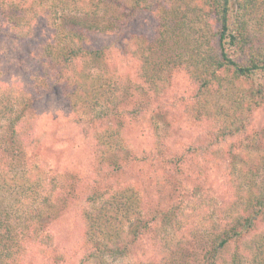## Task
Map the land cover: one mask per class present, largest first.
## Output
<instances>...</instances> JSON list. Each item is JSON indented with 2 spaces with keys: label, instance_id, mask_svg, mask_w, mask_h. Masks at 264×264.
Returning a JSON list of instances; mask_svg holds the SVG:
<instances>
[{
  "label": "trees",
  "instance_id": "16d2710c",
  "mask_svg": "<svg viewBox=\"0 0 264 264\" xmlns=\"http://www.w3.org/2000/svg\"><path fill=\"white\" fill-rule=\"evenodd\" d=\"M139 12L154 21L149 37L127 33ZM0 19L19 42H29L38 20L50 33L30 52L36 69L25 80L0 64V264H108L158 226L162 239L175 225L194 233L198 227L184 222L186 186L205 184L207 172L223 166L233 203L215 204L208 215L197 202L195 218L210 221V230L184 246V264H264V130L248 131L253 111L264 107V0H0ZM92 36L113 42L96 46ZM113 51L137 65L134 79L109 64ZM177 73L191 95L163 107ZM54 89L94 147L96 176L73 255L58 249L51 225L81 192L77 179L60 183L36 167L9 177L13 165L32 159L35 111ZM217 97L228 106L214 104ZM100 107L112 109L111 123ZM186 123L205 131L180 150L174 138ZM130 127L144 128L150 140L140 155ZM150 174L156 198L143 183Z\"/></svg>",
  "mask_w": 264,
  "mask_h": 264
},
{
  "label": "rangeland",
  "instance_id": "374dc122",
  "mask_svg": "<svg viewBox=\"0 0 264 264\" xmlns=\"http://www.w3.org/2000/svg\"><path fill=\"white\" fill-rule=\"evenodd\" d=\"M43 21L38 20L34 24L33 36L29 42H19L10 38V34L6 30V24L0 19V64L8 73L6 75L11 76L14 80L23 81L36 69V64L29 59V54L31 51L34 54L38 46L50 35ZM154 26V21L149 14L139 12L134 22L128 27L127 33L149 37ZM90 40L96 46L113 42L111 37L103 36H92ZM109 64H113L120 75L132 79L135 78L137 65L132 60L120 56L116 51H113ZM192 89L187 77L183 73H177L172 76L169 90L165 93L160 104L163 107L166 105L170 106V104L177 102L182 97L188 98L191 95ZM187 100L181 101V104L184 106ZM39 101L35 111L37 112V122L33 134V137L38 141V147L30 150L32 156L30 161L13 165L10 168L11 173L9 177L18 178L24 175L26 170L31 171V169L36 167L45 171L46 175L53 173H56L53 175H60V183L61 181H66L70 185L71 182H74L73 179L75 181L77 179L76 183L78 182L81 192L74 195V199L70 205L71 208H69L70 210L62 214L51 225V230L55 236V244L58 249L69 255H73L77 251V248L79 249L80 247L79 240L82 229L80 214L85 206L84 198L86 197L87 189L92 187V181L95 178V173H93V140L85 136L83 131L85 128L83 126L75 123L76 115L72 113L60 89H54ZM213 102L217 105L228 106L224 99L222 100L218 97ZM121 108L123 109V107ZM100 109L103 114H106L107 122L111 123L114 116L111 114L112 109H103V107H100ZM80 114L83 116L85 113L79 111ZM121 114L122 111L120 109L117 115ZM84 117L86 118L88 115H84ZM121 118L119 116L117 119L123 122L125 118ZM104 123L106 124L105 120ZM141 125L145 127L142 123ZM141 129L130 127L127 131L131 148L137 155H140L141 152L148 150L150 147V140L145 134L146 131L144 128ZM262 130H264V107L253 111L248 127L249 132H260ZM177 131H179L177 138L174 139L177 140L176 145L181 150L185 146L195 143L197 137L205 131V127L203 129L202 127L186 123L185 125L177 126ZM3 167L6 171L9 170L8 167ZM263 175L264 172L261 171L260 176L264 179ZM154 177V174H150L147 179L145 176L143 183L145 186L147 185V189L149 188L147 190L148 193H146L147 196L151 195L153 198H156L157 194L155 190L159 186L156 185V179ZM205 177V184L186 186L188 190L186 203L189 205L185 209L186 220L184 222L190 225L195 224L198 227H196L197 230L194 233L184 229L186 225H182L181 227L175 225L178 228L176 232L171 233V229L168 227L165 231L167 236L162 239V231L158 226L156 230L154 229L155 231L153 233L140 238L126 257L107 258V263L134 264L145 262L146 264H184L185 256L188 253V248H184V246H190L195 236L197 237L196 239L199 238L200 234L201 236H207L210 230V221H204L203 224H200L201 220L195 218V215H198L197 209H194L197 206V202L200 201L203 203V210L208 211V215L212 212L215 204L216 210L218 204L220 210L223 206H229L233 203V194L227 179L225 166L221 167V169L207 172ZM262 178L258 179V183L262 181ZM120 181L122 183H128L129 179H121ZM139 183L142 184L141 181ZM61 185L68 186L67 183ZM191 250L189 249V253ZM194 254L196 253L194 252Z\"/></svg>",
  "mask_w": 264,
  "mask_h": 264
}]
</instances>
